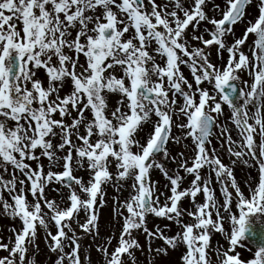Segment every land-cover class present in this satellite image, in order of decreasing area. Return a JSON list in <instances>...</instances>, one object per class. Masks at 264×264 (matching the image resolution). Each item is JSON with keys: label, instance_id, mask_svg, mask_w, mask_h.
<instances>
[{"label": "snow or ice", "instance_id": "6c2138e0", "mask_svg": "<svg viewBox=\"0 0 264 264\" xmlns=\"http://www.w3.org/2000/svg\"><path fill=\"white\" fill-rule=\"evenodd\" d=\"M253 6L258 15L247 19ZM213 46L222 61L227 53L221 66L210 60ZM213 138L229 164L209 147ZM170 144L183 150L173 155ZM238 163L257 172L247 194ZM154 169L169 194L151 179ZM109 186L128 195L113 197L119 236L101 238L97 205ZM0 205L20 222L0 240V264H36L38 226L54 264H91L73 224L100 241L104 264H140L141 231L149 254L183 245L182 264H264V0H0ZM149 216L179 231L150 230ZM215 234L227 247L212 244ZM257 239L243 259L238 249L252 251L245 241ZM155 240L167 247L153 249Z\"/></svg>", "mask_w": 264, "mask_h": 264}, {"label": "rangeland", "instance_id": "374dc122", "mask_svg": "<svg viewBox=\"0 0 264 264\" xmlns=\"http://www.w3.org/2000/svg\"><path fill=\"white\" fill-rule=\"evenodd\" d=\"M158 3L162 2V0H157ZM217 2H219V0H217ZM209 7H211V5H209ZM209 16L213 15L212 12L208 13ZM258 15L257 9L253 6L250 7L248 9V17L247 19H254L256 16ZM219 18V17H217ZM246 24L245 23H240L238 25L235 26L234 28V32H235V38H239L242 36L244 30H245ZM203 30V28H201V31ZM208 38V37H205ZM234 37L229 36L227 38V41L229 43H231L233 41ZM254 39V37H249V41L248 43L251 44V41ZM195 46H201L199 45L198 42H194L193 43ZM209 51H211V55H210V60L213 64L217 65V66H221L223 63L226 62L227 60V53H224V60L222 61L216 54L215 51V46H213ZM244 51L247 53L248 52V47L245 46L244 47ZM250 55V53H249ZM240 77L241 80H247L249 83H251V79L250 77L247 75L246 72H241L240 73ZM40 78L44 79V73L41 72L40 73ZM192 82V81H191ZM194 83V82H193ZM204 87H207V85H203ZM243 86V85H241ZM67 90V89H66ZM115 103H116V98L113 97L111 100V106L115 107ZM223 107V116L220 117V121L224 122L227 121L229 119L230 116V110L227 107V105H222ZM229 127H232L231 125H229ZM175 134H179L178 130H174ZM233 138H236V133L233 130ZM185 143H189L190 141H186ZM211 147H215L217 149L218 152L222 153V150L220 149V141H218L217 139L213 138L212 139V144L209 146ZM169 150L170 152L175 155L177 152L183 150L181 146L179 145H174V144H170L169 145ZM187 155L189 157H191L192 153L189 150L187 152ZM223 162L227 165L230 163L228 157H223ZM45 164H47V161H44ZM166 166L169 169H175L176 165L169 163L167 161H165ZM77 175L83 176L85 180L88 179V174L85 171H81L76 173ZM183 175V173H181ZM234 175L237 179V181L240 183L241 188L245 191V194H247V189L245 188V181L248 179L249 175H251L253 178L257 177V172L256 170L253 169H249L244 167L242 164L238 163L236 165V167L234 168ZM151 179L153 181H158V185L157 187L159 188L160 191H164L166 194L168 193V189L166 187V185L168 184V181L165 180V178L163 177V175L158 171V170H153L151 173ZM191 177H186L185 180L182 182V187H188L191 181ZM215 189H216V195L218 198L222 199V197H220V192H219V186L215 184V182L212 185ZM106 192L107 195L105 197V203L102 207H100L99 205H97V211H98V215H99V232H100V237L101 238H107L109 236H116L118 237L121 231V225H122V221L119 220L117 217L114 216L113 213V208H114V202H113V197H119L121 200L124 199V197H126L128 195V193L125 191L123 193H118L116 192L112 187H107L106 188ZM48 195L50 198H55L57 200H59V197L57 196V194L55 192H48ZM5 198L7 199V194L5 193ZM29 199H31V196H29ZM161 200L163 201V197H161ZM197 201L198 202H203V197L202 194L198 195L197 197ZM11 202V201H9ZM181 206L183 208H191V201L188 198H185L184 200H182L181 202ZM81 222H83V213H81ZM255 219V218H254ZM185 222H190V218L185 217ZM260 222L264 223V217L260 218ZM147 226L150 230H155L157 226H159L161 229H165V234L169 237L174 236L179 229L177 228V226L174 223H171L167 220L161 219V218H157L154 216H149L147 218ZM19 228L20 227V222L19 220H13L11 217H9L8 215L3 213V207L2 205H0V240H2L4 243H8L9 237H12V232L10 231V229L12 228ZM73 228L76 229L77 231V235L82 237L80 243L82 246V255H87L90 256L91 258V264H104V259L102 257V255L96 251V243H99L100 241H96L95 243H93L92 237L88 236L86 234H84L83 232L80 231V229L76 226V224H73ZM53 233H55V229H52ZM137 239L139 240L140 244L144 247V253L142 254L140 251H136V256L138 257V260L140 262V264H148V262L151 260L152 264H182L181 262V255L184 252V247L183 245H181L178 249H168V254L164 255L163 253L161 254H155L154 252L149 254L147 251V242L145 240V235L143 234V232H138L135 233ZM219 241L220 243L224 244L225 247H227V243L224 240V238L220 235V234H215L213 236L212 239V244L215 245L216 242ZM113 246L116 245V240H113ZM246 244L247 241H245ZM36 244L38 245V250H36L34 252V255L30 253V258L34 259L36 264H54L55 260H56V254L51 253L48 250V245L45 243V231L43 228H40L38 226V231H37V240H36ZM249 247H251L248 244ZM157 247H167L166 245H164L162 240H155L152 242V248L155 249ZM252 251H248L247 249H238V251L241 252L242 254V258L243 259H249L252 257L253 252L256 250L253 247H251ZM112 249L110 248L109 251H111ZM7 255V252L4 251H0V256H5ZM213 259H215V257L213 256Z\"/></svg>", "mask_w": 264, "mask_h": 264}, {"label": "flooded vegetation", "instance_id": "af4514ba", "mask_svg": "<svg viewBox=\"0 0 264 264\" xmlns=\"http://www.w3.org/2000/svg\"><path fill=\"white\" fill-rule=\"evenodd\" d=\"M189 35H191V28L189 29ZM194 43V42H193ZM182 71L184 72L185 76L190 80V82L192 81L191 79V75L190 72L187 68H182ZM193 82V81H192ZM223 155V157H226L227 154L226 153H221Z\"/></svg>", "mask_w": 264, "mask_h": 264}, {"label": "water", "instance_id": "95a60500", "mask_svg": "<svg viewBox=\"0 0 264 264\" xmlns=\"http://www.w3.org/2000/svg\"><path fill=\"white\" fill-rule=\"evenodd\" d=\"M257 229L259 230V225H257ZM252 247L256 248L257 247V243H258V239L257 241H247Z\"/></svg>", "mask_w": 264, "mask_h": 264}]
</instances>
